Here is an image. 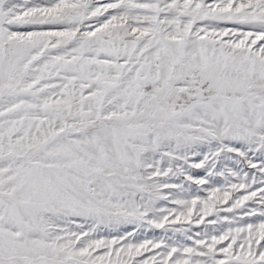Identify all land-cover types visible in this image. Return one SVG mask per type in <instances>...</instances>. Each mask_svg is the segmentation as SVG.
Instances as JSON below:
<instances>
[{
  "label": "snow or ice",
  "instance_id": "obj_1",
  "mask_svg": "<svg viewBox=\"0 0 264 264\" xmlns=\"http://www.w3.org/2000/svg\"><path fill=\"white\" fill-rule=\"evenodd\" d=\"M0 264H264V0H0Z\"/></svg>",
  "mask_w": 264,
  "mask_h": 264
}]
</instances>
